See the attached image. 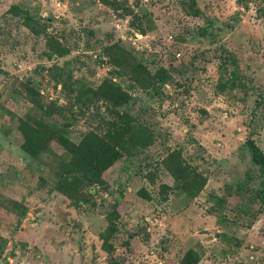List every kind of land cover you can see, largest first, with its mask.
<instances>
[{
  "label": "rangeland",
  "instance_id": "374dc122",
  "mask_svg": "<svg viewBox=\"0 0 264 264\" xmlns=\"http://www.w3.org/2000/svg\"><path fill=\"white\" fill-rule=\"evenodd\" d=\"M180 1L0 0V264H181L189 250L198 264H264L261 174L246 143L264 153V0H194L198 15ZM12 6L48 25L34 34ZM106 78L130 98L113 110L149 138L105 186L71 198L56 188L64 148L53 138L37 158L25 152L21 119L66 122L76 143L103 135L112 106L76 94ZM174 149L207 179L196 197L160 163Z\"/></svg>",
  "mask_w": 264,
  "mask_h": 264
},
{
  "label": "trees",
  "instance_id": "16d2710c",
  "mask_svg": "<svg viewBox=\"0 0 264 264\" xmlns=\"http://www.w3.org/2000/svg\"><path fill=\"white\" fill-rule=\"evenodd\" d=\"M180 3L185 10H189V13L199 14V10L194 9L196 4L194 0H181ZM11 12L15 15L23 13L27 28L34 34H41L48 25L47 20L39 23L27 10L21 11L17 6H12ZM49 46L52 48L54 54L59 56L66 54L65 49L52 40H50ZM114 63L120 65L118 59H116ZM232 76L236 79V76ZM226 87L234 88L235 84L228 81L222 84V88ZM76 97L77 102L83 107L88 106L95 99H103L112 106L110 111L114 114L115 119L108 122L107 130L103 135H99L91 130L82 135L79 142L76 143L69 139L65 133L66 122L57 125L55 122L51 124L42 120H35L33 122L34 126H32L30 119H21V128L25 134V142L22 148L25 152L37 158L41 152L47 150V143L53 138L64 148L65 157L60 163L59 178L56 183V188L71 198L80 185L105 186L106 181L103 178L104 172L116 161L121 159L124 154H128L131 147L143 145L141 141H144L145 138H149V136L143 139L141 138V131L144 128L135 122V118L131 114L124 110L122 113L113 110L117 107L122 108L128 104L130 99L127 93L124 92L116 82L106 78L97 87L88 85L79 86ZM263 103L264 97L257 101L258 105ZM71 108L73 109L74 106ZM140 139L142 140L140 141ZM246 143L251 153L252 163L259 167L261 174V189L258 192V198L264 205V153L253 138H248ZM160 163L165 171L172 177L174 185L189 197H196L207 181V179L199 174L193 167L184 163L182 153L178 149L170 151L160 160ZM152 177L153 173H150V178ZM163 187L170 189L171 186L163 184ZM20 207L22 209L21 214L24 216L26 210L22 206ZM117 207L118 202H115L111 206L110 213H108L111 220L108 236L103 237L102 247L108 253L111 252V246L108 245L107 239L115 230V223L112 222V220L120 217ZM200 258L198 252L189 250L187 254H185L181 264H198Z\"/></svg>",
  "mask_w": 264,
  "mask_h": 264
},
{
  "label": "water",
  "instance_id": "95a60500",
  "mask_svg": "<svg viewBox=\"0 0 264 264\" xmlns=\"http://www.w3.org/2000/svg\"><path fill=\"white\" fill-rule=\"evenodd\" d=\"M217 236H219V234H217Z\"/></svg>",
  "mask_w": 264,
  "mask_h": 264
}]
</instances>
